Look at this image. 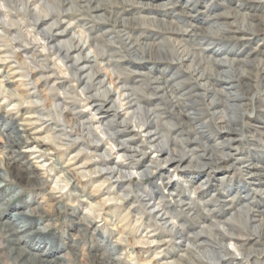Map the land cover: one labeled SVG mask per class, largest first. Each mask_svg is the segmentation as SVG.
I'll use <instances>...</instances> for the list:
<instances>
[{"label":"clouds","instance_id":"9594fccd","mask_svg":"<svg viewBox=\"0 0 264 264\" xmlns=\"http://www.w3.org/2000/svg\"><path fill=\"white\" fill-rule=\"evenodd\" d=\"M0 264H264V0H0Z\"/></svg>","mask_w":264,"mask_h":264}]
</instances>
